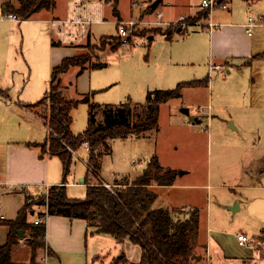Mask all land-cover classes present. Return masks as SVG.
<instances>
[{
    "label": "crops",
    "instance_id": "obj_1",
    "mask_svg": "<svg viewBox=\"0 0 264 264\" xmlns=\"http://www.w3.org/2000/svg\"><path fill=\"white\" fill-rule=\"evenodd\" d=\"M53 1L55 3L53 9H43L27 20H0V246L6 242L8 233V227L2 223L16 218L23 205V198L24 200L27 197L37 198L47 194L50 187L63 184L64 171L61 160L56 156L43 154L38 145L45 141L47 127L39 117L38 109L28 106L36 104L48 92V82L54 67L58 66L64 58L78 56L82 53L85 42H90L92 25L111 21L117 30L116 36L111 37L118 38L120 22L127 23L137 20L132 22L145 25V30L155 29L152 32L147 31L148 33L145 35L149 48H154V44L151 42L155 41L156 33H162L160 41L164 46L162 52L155 56V58H160L158 59L159 63L157 62L156 72L148 80H145V94L151 90L172 89L178 83L185 82L181 81L183 78L180 72L181 66L195 64L197 60L205 58L201 56L204 55L205 49L208 63L203 74L208 71V74L213 76L211 66H218L219 68L215 70L218 73L220 70H226V76L216 74L217 79L224 83V86L218 87L220 92L217 93L229 95L232 99H226L229 102H222L220 98L219 109L212 104L213 78V81L209 79L207 86L184 88L181 96L183 94L198 95L199 91H207L208 100L212 104L209 103L208 107V126L211 125L210 120L213 121V118L216 122L219 121L216 119L217 116L224 119L223 114L228 116L226 123L229 120L234 123L230 122L224 131L237 130L238 125L235 124L237 120L244 127L245 121L246 125L256 123L262 126L261 122L264 123V83L260 85L264 74L259 76V80H256L255 76L242 78V83L241 80L234 79L233 82L230 80L234 73L238 75L245 73L250 59L262 58L263 51L255 53V48L258 49L262 46V41L254 40L253 31L255 28H264V15L255 17L257 21L255 26L250 29L251 35L246 32L245 27L250 15L248 9L258 5L262 0H241L245 5L239 3L240 0H235V5L230 6L228 12H220L217 16L213 15V18L210 15L204 20L190 22L193 27L203 26L202 30H207L206 32L202 30L197 32L202 37L200 39L201 46L195 44L192 37L194 34L189 35V42H182L183 44L187 43L185 46H180L181 44L176 46L178 41L174 40L178 31L182 36L189 34L186 27L178 26L180 25L179 20L181 17L195 20L201 11V0H128V16L120 7V0H117L116 9L119 18L113 14V0ZM157 1L156 8L152 9L151 5ZM216 1L226 3L227 6L232 3V0ZM6 2H11L14 7H17V0H0V13L4 12L3 8ZM77 4L80 6L77 7ZM245 7H249L247 8L248 15L246 13L248 17L243 15ZM258 18L262 19L260 23ZM209 22L215 24L217 28L209 31L207 28ZM173 29H176L174 33ZM166 33H170V39L166 38ZM52 42L56 45H52ZM19 44L22 47L27 44L30 48L39 46L41 57L37 55L36 58H31L33 62L24 58L27 81L24 79L18 85V81L14 79L18 69L12 67L10 56L16 51V45ZM37 58L39 61H36ZM95 70L98 69L87 68L75 79L77 94H80V97L88 96L90 103L95 106L94 111L101 104H104L103 106L115 104L109 101V94L101 95L105 91L109 93V90L116 84L113 80L106 79L108 76L104 70L98 72ZM190 73L193 74V79L190 80H200L209 76L208 74L204 77L196 75L195 70ZM199 76L201 78H197ZM33 78L36 80L34 81ZM173 84L176 85L172 87ZM10 91L11 94L17 92V100L14 99L15 95L13 99L9 97L8 92L10 93ZM116 96H118V92H114V97ZM7 99L8 101L5 102ZM174 100L176 99L161 104L159 110L163 106L170 105L169 103ZM173 119L175 120L176 117L169 113L168 123H173ZM96 123L100 124L97 121ZM194 124L196 122L188 121L186 125ZM250 149L253 151L251 147ZM257 151L259 149L255 150V152ZM187 172L189 171H183V174H187ZM260 174L264 176V171ZM86 175L78 176L79 182L83 185L78 187L86 189L84 183ZM70 177L72 175H69ZM102 183L106 186L113 185L105 181ZM174 183L169 186L152 184L148 188L153 192H158L159 189L174 186ZM64 186L68 198H82V195L76 197L71 194L70 188L75 184L65 183ZM191 186L199 188L203 185ZM227 186L231 188L229 185ZM251 187L244 188L250 189ZM157 198L152 207L165 209L164 206L160 207L157 203ZM187 208L197 209L191 205ZM242 208L241 204L233 206L235 211ZM34 214H36L34 220L42 214L46 215L43 223L45 225L44 246L33 250L28 243L30 231H18L23 235L19 236L20 234H18L17 243L11 248L10 264H116L114 263L115 259L121 258L123 255L125 261L117 264H138L140 262V247L132 244L128 239L118 242L109 234L96 233L94 229L87 226L85 220L80 218L71 219L65 216L47 215L45 206H34L29 215ZM262 214H264V208L255 216L252 210L249 212L250 219L254 218L259 221L257 230L260 235H253V238L241 229L228 233L217 228H212L210 231L207 229L204 237L200 233L198 222V233L192 251V255L197 259L193 261V264H264V219L261 218ZM28 216L27 223L34 224V220L28 221ZM239 233H244L249 237L251 241L249 247L237 245L236 236ZM255 236L256 240H254ZM251 253H253L252 257ZM254 254H256L255 257H253Z\"/></svg>",
    "mask_w": 264,
    "mask_h": 264
},
{
    "label": "rangeland",
    "instance_id": "obj_2",
    "mask_svg": "<svg viewBox=\"0 0 264 264\" xmlns=\"http://www.w3.org/2000/svg\"><path fill=\"white\" fill-rule=\"evenodd\" d=\"M128 3V0H120V7L126 16H128ZM235 3V0H232V3L225 10L215 8L211 12L212 18L213 15L217 16L220 12H228V8L233 4L235 5ZM239 3L244 4L241 0ZM247 8L245 7L244 10L243 15L245 16L249 12L254 18L258 15H264V0L258 5L249 8V12ZM201 14L202 11L195 18L204 20ZM132 15L135 17L133 13ZM188 21V19L185 20L186 23ZM258 21L260 23L262 19ZM123 24L126 23L124 22ZM181 25L180 23L178 26L181 27ZM182 27H186L189 34L182 36L178 31L174 38V40L178 41L176 46H179V44H181L180 46L187 45V43L183 44L182 42H189L190 39L188 38L191 34H194L192 37L195 44L201 46L200 39L202 37L197 32L201 31L203 26L193 27V25H188V27ZM131 30L130 46L121 47L120 43L115 40L116 37H111L117 34L113 22L107 21L103 24L92 25L90 42H85L84 49H82V53L80 54V56L88 58V63L85 65L86 68H90L91 65L97 63H107L104 68L95 71L104 70L108 76L106 79L116 82L115 86L109 90V93L105 91L101 95L107 96L109 94V101L115 103L111 107L120 106L121 103L126 102L135 106H144L146 97L145 80H148L156 72L158 67L157 62L159 63L158 59L160 58H155V56L162 52V47L164 46L163 42L160 41L162 33H156L155 41L151 42L154 44V48L148 47V39L145 38V35L148 32L155 31V29L145 30V25L134 22ZM175 30L173 29V33ZM202 31L206 32L207 30L204 29ZM181 32L183 33V30ZM101 37L104 38V40L101 39L103 41H100ZM253 37L255 41H262V46L258 49L255 48V53L263 51L262 58L250 59V64L247 66L244 74H232L230 78L232 82L241 80L242 78H249V76H255L256 80H259V76L264 74V28H255ZM115 45L118 46L117 50L114 49ZM40 51L39 46L30 48L27 44L23 47L20 44L16 45V51H14L10 58H12V67L18 69L16 78L14 77L18 81V85L24 79L27 81L24 58L33 62L31 58H36L37 55L41 57ZM201 56L205 58L197 60L195 64L181 66L180 72L182 74L181 77H183L181 81L193 79V74L190 73L192 70H195L196 75H202L201 77L208 74V71L203 74L204 68L207 69L208 63L205 49L204 55ZM36 61H39V58ZM239 67L241 68L240 65ZM219 72L213 70L211 72L213 76L212 74H208L210 76L208 78L211 81L214 80L212 104L217 106L218 109L220 98L222 102L228 101L226 99H232L229 95L217 93L218 91L220 92V88L218 87L224 86V83L217 79L216 74L226 76V70H220ZM76 73L77 69H71L62 77V84L67 86L63 94L66 99L74 101L80 99V94H77L76 88ZM33 80L35 81L36 79L33 78ZM240 82L242 83V80ZM262 83H264L263 78L260 80V85ZM175 85L173 84L172 87ZM233 86L235 87V84ZM114 92H118V96L114 97ZM10 94L11 91L10 93L8 92L9 97L13 99L15 95L14 99L17 100V92ZM208 97L207 91L203 90L199 91L198 95L183 94L180 98L169 103L170 105L160 108L157 116V123L159 125L157 124L156 129L146 131L140 135H130L127 138H115L111 140L110 152L103 153L100 158L99 168L96 169L97 176L94 177L92 176L94 173H90L88 175V182L97 184L98 179L110 184H114L116 181H123L124 179L131 181L142 172L149 160L156 156L162 165L161 167L176 171L174 186L162 188L158 192H154L156 197H158L157 203H159L160 207L164 206L171 215L179 218H184V213L190 210L187 208L188 206L196 207L199 210L200 233L204 237L207 229L210 231L212 228H217L228 233L241 229L244 233H248L249 237L253 238V235H260L257 230L259 221L254 218L250 219L249 212L252 210L255 216L264 208V202L262 203L264 201V176L260 174L264 171V123L261 122L262 126L256 123L246 125L245 121L244 127L237 120L235 122L238 125L237 130L224 131L228 124L230 122L233 123V121L229 120L226 123L228 116L223 114L222 117L224 119L217 116L216 119L219 121L216 122L213 118V121L212 119L210 120L211 125L208 126L209 116L207 114L209 113V103L211 104ZM103 105L101 104L97 110L93 111L98 123L103 122ZM199 107L203 109L200 110ZM37 109L39 115L48 114L47 110H44L42 107H38ZM89 111L88 103L79 104L73 109L70 124V131L73 134H79L86 129ZM144 112V109L133 111L130 122L136 121ZM169 113L176 117L171 124L168 123ZM192 118H198L200 123L186 125ZM250 147L253 151H251ZM256 149H259V151L255 152ZM101 151H103L102 148ZM87 155L82 147L76 150V154L72 156L70 174L66 177L65 183L75 184L74 187H69L71 194L76 197L82 195V198L77 197L76 199H84L86 196V189L78 187L83 186L79 182L78 176H85L87 174L85 165ZM182 171L189 172L182 175L180 174ZM69 175H72V177L69 178ZM191 185L203 186L198 188ZM227 185L231 188H228ZM246 186L252 187L250 189L244 188ZM235 204H241L243 208L238 211L231 210V207ZM35 215H29L28 221L32 222ZM262 217L264 219V214L261 215ZM256 236L254 240H256ZM252 255L253 253H251V257ZM255 256L256 254L253 257Z\"/></svg>",
    "mask_w": 264,
    "mask_h": 264
},
{
    "label": "trees",
    "instance_id": "obj_3",
    "mask_svg": "<svg viewBox=\"0 0 264 264\" xmlns=\"http://www.w3.org/2000/svg\"><path fill=\"white\" fill-rule=\"evenodd\" d=\"M113 1V14L119 18L117 0ZM54 5L53 0H17V7L11 2H6L3 11L14 13L19 20H27L43 9H53ZM201 17L206 19L208 12L202 11ZM192 20L189 21L194 22L198 18ZM165 36L170 39V33H166ZM101 39L104 40L103 37ZM101 39L100 41H103ZM115 40L119 42V38ZM52 45L56 44L52 42ZM114 47L117 50L118 46ZM87 63L88 58L80 55L64 58L51 72L48 92L36 104L28 106L42 107L48 112L47 115H39L48 132L45 141L38 145L43 154L56 156L61 160L64 171L63 183L66 182L70 171L73 156L71 151L80 149L84 142L89 144L90 151L86 158L87 175L84 182L86 196L84 199L68 198L66 188L62 185L50 187L47 194L37 198L27 197L16 218L2 223L8 227V233L6 242L0 246V264H10L11 248L17 243L18 231H30L28 243L33 250L44 246L45 225L27 223V216L34 206H45L47 215L83 219L96 233L109 234L118 242L128 239L140 247L141 259L138 264H193L197 259L192 255V251L198 233L199 211L191 209L184 213V218H179L165 209L153 208L156 194L148 188L152 184L172 185L176 179L175 170L161 167L154 156L142 172L131 181L124 179L116 181L111 186H105L100 179L97 184L89 183L88 175L94 173L92 176H97L96 169L99 168L100 158L103 153L110 152L111 140L140 135L156 129L161 104L180 98L186 87L207 86L209 78L180 82L172 89L147 91L143 107L128 102L115 107L104 106L103 122L97 124L95 112L93 113L95 106L90 103L88 96H82L74 101L66 99L63 94L67 86L62 84L61 77L71 69H77L75 75L77 77L87 69L85 66ZM105 65L97 63L90 68L101 69ZM85 103H88L90 109L87 127L83 132L73 134L70 131L71 112L79 104ZM141 109H144V114L131 123L133 111ZM45 216L42 214L39 217ZM124 261L123 255L115 259L114 263Z\"/></svg>",
    "mask_w": 264,
    "mask_h": 264
},
{
    "label": "built area",
    "instance_id": "obj_4",
    "mask_svg": "<svg viewBox=\"0 0 264 264\" xmlns=\"http://www.w3.org/2000/svg\"><path fill=\"white\" fill-rule=\"evenodd\" d=\"M75 1H79V0H75ZM80 5L77 4V7H79ZM227 4L226 3H221V2H217L216 0H201L200 2V10L201 11H206L208 12V17L211 15V12L215 9V8H219L222 10L227 9ZM260 18H258L259 20ZM0 20H12V21H19V18H17V16L12 13V12H3L0 13ZM185 18L181 17L179 20V23H181V26H188L190 25V23H186L185 22ZM257 19H255L251 14L248 17V23L245 26L246 27V32L251 35V31L250 29L252 27L255 26ZM134 24V22L130 21L127 22L126 24H123L122 22L119 23V27H118V38H119V43L121 45V47H128L130 46V38L132 37V30H131V26ZM207 28L209 29V31L215 30L217 28V26L211 22H209L207 24ZM218 66H211V70H216L218 69ZM200 110H202V107H199ZM83 150L86 152V154L89 153L90 151V147L89 144L87 142H84L82 145ZM72 155L76 154V151H71ZM86 165V163H85ZM61 185H65V183L61 184ZM45 222L43 217H38L37 219L34 220V224H43ZM236 241H237V245L239 247H249L251 244V241L249 239V237L244 234V233H239L236 236Z\"/></svg>",
    "mask_w": 264,
    "mask_h": 264
},
{
    "label": "water",
    "instance_id": "obj_5",
    "mask_svg": "<svg viewBox=\"0 0 264 264\" xmlns=\"http://www.w3.org/2000/svg\"><path fill=\"white\" fill-rule=\"evenodd\" d=\"M157 4H158V1L155 2L154 4H152V5H151V8H152V9L156 8ZM178 29H180V28H178ZM191 121L196 122V123H199V120H198L197 118H192ZM180 174H183V171H182ZM231 210L235 211V210L233 209V207H231ZM18 234H20L19 236H22V235H23V233H20V232H18Z\"/></svg>",
    "mask_w": 264,
    "mask_h": 264
}]
</instances>
